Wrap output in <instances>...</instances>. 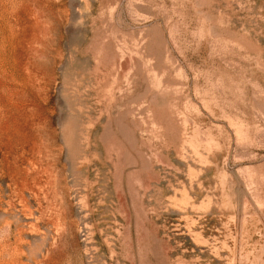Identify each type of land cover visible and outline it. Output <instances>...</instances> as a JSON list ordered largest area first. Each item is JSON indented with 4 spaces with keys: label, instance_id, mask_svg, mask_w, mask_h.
<instances>
[{
    "label": "rangeland",
    "instance_id": "374dc122",
    "mask_svg": "<svg viewBox=\"0 0 264 264\" xmlns=\"http://www.w3.org/2000/svg\"><path fill=\"white\" fill-rule=\"evenodd\" d=\"M0 264H264V0H0Z\"/></svg>",
    "mask_w": 264,
    "mask_h": 264
}]
</instances>
